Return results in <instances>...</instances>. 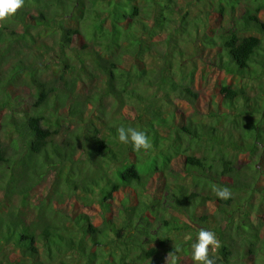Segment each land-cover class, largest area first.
<instances>
[{
	"label": "trees",
	"instance_id": "obj_1",
	"mask_svg": "<svg viewBox=\"0 0 264 264\" xmlns=\"http://www.w3.org/2000/svg\"><path fill=\"white\" fill-rule=\"evenodd\" d=\"M214 18L222 21L217 27L210 25ZM75 36L83 39L78 46ZM179 40L203 43L215 54L214 65L231 79L216 82L219 96L193 90L196 67L183 65L192 59ZM133 46L135 61L126 66L123 50ZM159 47L160 66L143 64V54ZM2 61L9 64L0 75L2 104L15 101L6 88L24 77L34 97L32 113L12 117L13 153L0 145V189L22 202L46 171L54 173L51 197L31 207L32 214H0V253L9 248L19 255L4 264H162L166 254L187 252L195 240L177 239L192 227L175 213L193 219L196 208L210 201L234 220L224 206L231 197L188 189L187 177L239 192L253 190L261 175L264 0H25L0 21ZM50 64L57 68L51 79L44 74ZM251 80L263 82L257 93ZM150 87L151 96L145 94ZM172 97L196 104L205 119L198 112L196 119L177 116L167 108ZM89 104H99L98 114H85ZM66 111L78 116L86 145L80 133L54 142L68 126ZM120 126L145 131L150 147L133 151L119 142ZM78 148L94 175L74 170ZM242 159H248L244 165ZM73 199L85 207L96 202L101 224L74 211ZM206 219L195 217L201 224ZM213 230L218 246L210 257L230 264L231 238L217 225Z\"/></svg>",
	"mask_w": 264,
	"mask_h": 264
},
{
	"label": "rangeland",
	"instance_id": "obj_2",
	"mask_svg": "<svg viewBox=\"0 0 264 264\" xmlns=\"http://www.w3.org/2000/svg\"><path fill=\"white\" fill-rule=\"evenodd\" d=\"M221 22V19L214 18L211 20L210 25L217 27ZM65 24L67 25V23ZM57 33L55 37L57 36ZM165 36L166 34H160L159 39H163ZM46 38L51 42L54 40V36H49ZM82 42V38L75 36V46L80 45ZM179 44H181V47L185 52L184 56H188L192 59V63L183 62V65H188V68H191L193 65L196 67L192 81L193 90L199 94H203L205 98L209 97L210 95L219 96L215 87L216 82L223 78H226V82H230L231 79L223 70L218 69L214 65L215 54L211 51H207L208 48H205L203 43H199L196 46L195 43L190 41L179 40ZM123 51L124 56L127 59L125 64L128 66L135 61L134 57L137 47L133 46L132 48H126ZM157 51L161 53L163 48H157L155 51H152L151 55H148V52L144 53L142 56L144 60L143 64H147V66L154 67L155 69L158 68L162 61V54L158 53ZM30 52L32 53V50H29V53ZM8 67V62L2 61L0 63V75L3 76L5 71L8 70ZM44 71V74H47L49 79L53 78L57 74V68L53 64H50L49 68ZM178 76H180V74H178ZM25 79L27 78H20V80L16 82H11V84H9V86L6 88V94L9 97H13L15 100L11 104L12 106L2 104V98H0V145H3L7 152H12L11 144L15 141L17 134L15 127L13 126L12 119L14 117H22L25 112L28 114L33 112L30 102L34 97V89L33 86H31ZM261 82L262 81L259 80H254L251 82L252 87L250 90L252 91V94L257 93L259 90L257 85H259ZM79 92L83 95L86 94L88 92L86 85L84 86V89H79ZM145 94L149 96L153 95V88H148L145 91ZM201 103H204L203 99L201 100ZM167 105L168 110H174L177 113L179 112L177 116L181 115L184 119H186L188 116L196 119L195 112L200 113V117L205 119L204 111H202L199 106H196V104H191L187 100L180 98L176 99L175 97H172V102H169ZM98 107L99 104H89V107L87 105L85 114L87 115L90 110L93 111V116L96 113L98 114ZM66 112L64 119L68 126L61 128V132L54 136V142L60 144V141L63 138H66L67 136L75 138V135L80 133V143L86 145L87 142L85 143L83 136L84 129L77 128L76 123L78 121V116L71 118L69 116V111ZM43 113L47 116H51V111H43ZM71 132H73L74 135H69ZM84 155L85 150L78 148L75 156L76 162L73 164V168L76 172L82 175H94L92 170L93 165L89 164L84 159ZM240 158H244V156ZM262 160L263 161L260 162L261 175L256 180V183H254L253 190H241L239 192H233L230 188H228L231 192L232 199L229 200V203L225 204L224 206L232 215V218L234 219L233 221H227L224 215H221L218 211H216L215 204L209 201L196 208L193 219H190L186 213H175L180 220L187 221V223H189L192 227L189 230L183 231L181 234H177V239L182 241H185V239H192L193 241L196 238L198 231L203 228L204 225H206L208 229L213 232H215L213 229L217 225L218 227H221L226 232L227 236L231 238L229 240L232 245V259L230 264H264V158ZM246 161L242 159L239 160L238 163L244 165V162ZM67 168L68 166H65L63 170H66ZM53 176V171H46L38 183L34 185L27 193V198L25 201L22 200V202L20 200L21 198H19L20 196L18 197L14 196V194H10L11 196L7 197L5 196V190L0 189V214H6L8 211L21 214L26 213L27 216L32 214L33 211L31 207L36 206L40 200L51 197L52 193L50 189L54 178ZM184 183H186L185 185L189 187L188 189H197L202 193H213L214 188H227L220 184H206L198 178L190 177H187ZM60 206L63 207V205ZM74 207V211L86 213L94 224H101L99 205L96 202L93 203L92 206L85 207L76 200L74 201ZM111 215L115 216L116 212L113 214L111 213ZM201 215L207 216L206 221H203L202 224L200 221L195 220V217ZM216 249L217 247L211 248L209 255H215ZM166 257L167 254L161 260L162 264H166ZM0 259L4 264L7 263V261L18 260L19 255L14 250L8 248L4 252L0 253ZM168 264H193L190 256V249L187 252H184L183 250L179 251V253H177L173 258H171L169 255Z\"/></svg>",
	"mask_w": 264,
	"mask_h": 264
},
{
	"label": "clouds",
	"instance_id": "obj_3",
	"mask_svg": "<svg viewBox=\"0 0 264 264\" xmlns=\"http://www.w3.org/2000/svg\"><path fill=\"white\" fill-rule=\"evenodd\" d=\"M25 0H0V21L13 17L17 10L24 5ZM118 140L122 144H130L133 151L147 150L150 147L148 136L145 131L137 130L134 127L120 126L117 129ZM213 191L217 198L227 200L231 197V192L228 188H214ZM218 246V240L213 231L206 228H201L195 240L190 246V256L193 264H214L209 253L211 248ZM173 256V252H170ZM166 257L168 264L169 255Z\"/></svg>",
	"mask_w": 264,
	"mask_h": 264
}]
</instances>
